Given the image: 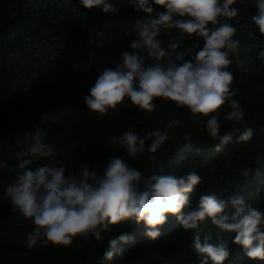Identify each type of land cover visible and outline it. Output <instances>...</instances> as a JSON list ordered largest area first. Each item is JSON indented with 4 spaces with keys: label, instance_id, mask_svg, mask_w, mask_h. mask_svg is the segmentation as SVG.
Here are the masks:
<instances>
[{
    "label": "trees",
    "instance_id": "trees-1",
    "mask_svg": "<svg viewBox=\"0 0 264 264\" xmlns=\"http://www.w3.org/2000/svg\"><path fill=\"white\" fill-rule=\"evenodd\" d=\"M115 2L120 5L118 13L85 9L78 0H0V264H196L198 255L192 248L195 231L201 238L208 231L222 232L232 249L225 264H264V260L249 259L240 245L232 243L234 232L222 231L210 221L202 222L199 229L184 230L173 215L161 226L156 239L144 234L141 221L112 225L110 231L102 233L103 241L77 236L68 246L51 242L26 246L25 234L35 225L31 218L12 210L4 188L15 178V152L31 142L21 135L46 112L48 119L41 120L40 131L46 133L58 155L38 163L54 159L64 164L67 172L76 173L79 164L87 161L100 172L109 156L120 155L145 174L195 170L203 179L192 193L194 205L201 192L215 191L224 197L239 195L264 210V62L257 54L264 48V35L251 21L254 4L248 0L236 5L239 12L231 22L237 27L240 43L228 66L234 74L235 92L228 99L242 101L246 109L242 123L253 128V137L217 151L216 141L204 128L208 117L191 114L186 107L177 108L167 98H156L152 112L137 111L127 97L103 115L83 104L102 68L114 67L119 52L136 38L132 23L142 15H156L133 11L130 0ZM163 32L165 46L169 34H178L177 29ZM202 46V37L185 34L186 58ZM228 110L227 102L217 110L221 132L230 130L234 123L223 117ZM174 118L180 124L169 130L168 139L155 153L146 147L132 157L111 142L113 135L127 128L143 136L150 129L163 130ZM185 132L190 133L187 139ZM245 169L248 175L242 174ZM123 234L135 239L121 242ZM109 239L117 240L122 255L106 258Z\"/></svg>",
    "mask_w": 264,
    "mask_h": 264
},
{
    "label": "clouds",
    "instance_id": "clouds-1",
    "mask_svg": "<svg viewBox=\"0 0 264 264\" xmlns=\"http://www.w3.org/2000/svg\"><path fill=\"white\" fill-rule=\"evenodd\" d=\"M248 0H130L133 11L145 14L131 25L136 38L129 40L128 48L119 52L115 66H105L83 97V104L101 115L122 103L127 97L137 111L156 109V98H167L177 108L186 107L191 114H204V128L216 141L221 151L234 142L248 141L253 128L242 123L246 109L234 97V74L228 67L232 54L238 51L237 27L232 18L239 12L237 3ZM85 9L98 8L103 13H118L115 0H78ZM255 12L251 21L264 35V0H251ZM157 5L162 6L157 8ZM177 29L169 34L165 46L163 30ZM203 38V46L184 54L185 34ZM264 62V48L257 53ZM151 61V62H148ZM227 102L230 110L223 113L225 120L233 121L230 130L221 132L220 113L217 110ZM211 113V115H209ZM41 120H47L43 113ZM53 121L57 118L52 117ZM180 124L170 119L162 130L150 129L140 136L127 128L111 137V142L123 147L136 157L147 150L155 153L168 139L169 130ZM184 137H190L185 132ZM151 142L146 145V141ZM58 155L54 145L43 131L35 132L31 142L16 152L15 178L4 188L13 211L35 227L25 234V244L31 248L37 243L71 245L74 238L83 236L103 241L102 235L117 223L144 224V234L156 239L161 226L175 216L184 230L199 229L210 221L222 231L234 232L232 243L241 246L251 260H264V210L246 202L239 195L220 196L215 191L201 192L193 204L192 193L202 181L195 170L183 174L172 172H145L120 155H111L100 172L87 161L79 164L76 173L54 159ZM155 159V157H151ZM32 165H35L34 167ZM245 169L242 174L248 175ZM215 235V238H213ZM134 235L123 234L119 241L128 243ZM108 259L123 254L116 239L108 240ZM192 248L197 253L196 264H225L232 255L229 242L222 232L195 231Z\"/></svg>",
    "mask_w": 264,
    "mask_h": 264
},
{
    "label": "rangeland",
    "instance_id": "rangeland-1",
    "mask_svg": "<svg viewBox=\"0 0 264 264\" xmlns=\"http://www.w3.org/2000/svg\"><path fill=\"white\" fill-rule=\"evenodd\" d=\"M40 124H41V120L39 119L33 120L28 130L25 132V134H22L21 136H23L24 139L25 138L30 139L35 132L40 131Z\"/></svg>",
    "mask_w": 264,
    "mask_h": 264
}]
</instances>
